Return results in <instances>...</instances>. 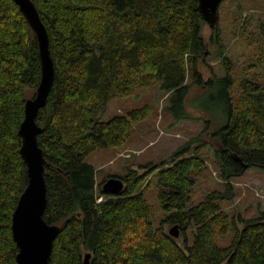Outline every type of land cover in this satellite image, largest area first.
<instances>
[{"label": "trees", "instance_id": "obj_1", "mask_svg": "<svg viewBox=\"0 0 264 264\" xmlns=\"http://www.w3.org/2000/svg\"><path fill=\"white\" fill-rule=\"evenodd\" d=\"M32 1L48 30L55 68L47 104L36 117L47 160L44 218L61 226L50 264H83L88 252L90 264H264V212L241 218L240 227L223 206L235 194L232 178L251 166L264 168V72L240 79L235 103L229 88L237 79L230 57H223L225 74L209 81V91L222 85L226 101L227 122L211 132L224 188L193 202L195 172L206 167L198 154L155 166L165 213L157 224L153 203L142 188L144 174L134 169L123 176L110 174L125 185L118 194H109L102 182L97 184L96 167L87 157L129 141L134 123L147 117L149 106L108 120L102 114L111 100L139 88L160 83L189 117L186 81L191 77L202 83L198 61L206 46L207 22L199 1ZM218 25L212 41L224 53ZM241 26L246 31L249 21ZM41 67L36 34L20 7L14 0H0V264H16L12 216L28 183L18 131L26 100L40 83ZM167 222L178 224L185 234L190 228L192 243L182 247L164 228ZM229 233L230 243L222 245Z\"/></svg>", "mask_w": 264, "mask_h": 264}, {"label": "rangeland", "instance_id": "obj_2", "mask_svg": "<svg viewBox=\"0 0 264 264\" xmlns=\"http://www.w3.org/2000/svg\"><path fill=\"white\" fill-rule=\"evenodd\" d=\"M237 19L240 20L238 25ZM245 19L249 26L243 32L241 23ZM218 24L224 53L212 41L216 31L206 23L203 27L206 46L198 61L202 83H196L191 77L186 81L189 91L184 107L189 117L182 115L183 110L174 105V100L169 98L170 94L161 88L160 83L139 88L129 96L111 100L102 114V119L108 120L148 105L147 117L134 123L129 141L121 147L96 149L87 157V161L96 167L97 184L103 183L110 174L123 176L131 169L144 174L142 188L153 203L157 224L165 213L160 208L156 184L158 169H154L155 166H165L172 157L198 154L205 160L206 167L195 172L197 182L192 191L193 202L200 201L208 192L224 188L214 157L218 143L211 138V132L227 122L226 101L222 85L209 91V81L225 74L223 57H230L228 61L237 79L229 88L235 103L240 94V79L244 76L260 77L264 72V55L262 63L258 61L261 45L264 49V0H223ZM232 183L235 186L234 197L223 206L239 220L241 227V218L258 217L264 212V168L251 166L242 175L232 178ZM175 224L167 222L164 228L169 232ZM178 231L179 236L174 238L182 247L187 241L192 243L190 228L187 234L180 227ZM232 236L233 233H229L221 241L222 245L229 244Z\"/></svg>", "mask_w": 264, "mask_h": 264}, {"label": "water", "instance_id": "obj_3", "mask_svg": "<svg viewBox=\"0 0 264 264\" xmlns=\"http://www.w3.org/2000/svg\"><path fill=\"white\" fill-rule=\"evenodd\" d=\"M36 34L42 65V76L33 97L25 104V117L18 134L22 139L21 155L27 164L28 183L22 192L12 216L13 238L18 247L16 264H50L54 240L61 226L49 223L44 218L47 207V182L45 170L47 160L38 142L41 126L36 122L40 109L47 104L55 77L54 61L50 53V40L46 25L32 0H14ZM204 19L211 28L219 23V7L223 0H198ZM120 177H109L102 185L104 192L118 194L124 189ZM178 224L170 228L169 234L179 236ZM92 254L86 253L83 264H90Z\"/></svg>", "mask_w": 264, "mask_h": 264}, {"label": "built area", "instance_id": "obj_4", "mask_svg": "<svg viewBox=\"0 0 264 264\" xmlns=\"http://www.w3.org/2000/svg\"><path fill=\"white\" fill-rule=\"evenodd\" d=\"M101 200H103V197H102V196H100V197L98 198V201H101Z\"/></svg>", "mask_w": 264, "mask_h": 264}, {"label": "flooded vegetation", "instance_id": "obj_5", "mask_svg": "<svg viewBox=\"0 0 264 264\" xmlns=\"http://www.w3.org/2000/svg\"><path fill=\"white\" fill-rule=\"evenodd\" d=\"M212 37H213V35H212Z\"/></svg>", "mask_w": 264, "mask_h": 264}]
</instances>
